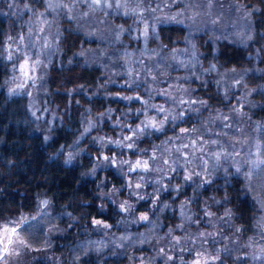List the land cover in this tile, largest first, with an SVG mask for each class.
<instances>
[{
  "label": "clouds",
  "instance_id": "clouds-1",
  "mask_svg": "<svg viewBox=\"0 0 264 264\" xmlns=\"http://www.w3.org/2000/svg\"><path fill=\"white\" fill-rule=\"evenodd\" d=\"M0 264H264V0H0Z\"/></svg>",
  "mask_w": 264,
  "mask_h": 264
}]
</instances>
